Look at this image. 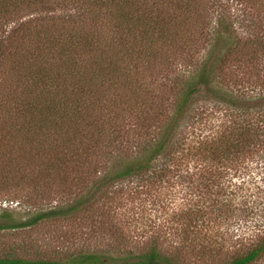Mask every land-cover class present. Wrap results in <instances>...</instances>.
Here are the masks:
<instances>
[{"label": "trees", "instance_id": "obj_1", "mask_svg": "<svg viewBox=\"0 0 264 264\" xmlns=\"http://www.w3.org/2000/svg\"><path fill=\"white\" fill-rule=\"evenodd\" d=\"M236 3L239 10H264V0ZM216 6L228 8L222 0H0V115L4 114L0 116V159L7 157L17 165L20 151L37 147L42 155L36 154L35 163L41 173L51 176L79 152L105 151L113 122L132 118L136 134L149 133L152 123L142 112L151 116L164 105H155L157 97L148 92L147 74L155 69L161 74L171 71L184 51L195 53V42L209 25L208 51L195 72L184 78L174 112L145 147L121 157L113 179L165 174L191 144L198 143L199 150L215 160L264 141V60L257 59L258 54L264 56V32L252 30L246 38L239 37L223 13L218 22L210 24L208 11L212 14ZM57 9L70 12L53 16ZM28 13L33 15L22 21ZM11 22L18 25L4 32ZM218 64L220 71L229 67L231 75V67L242 72L254 69L255 76L262 75L263 87L244 79L214 87ZM142 85L148 90L143 99H151L144 102V108L136 92ZM203 86L215 102L194 108ZM221 110L229 126L217 138L200 139L207 136L204 118ZM104 183L100 181L70 203L25 220L2 219L0 229L29 227L81 213L95 201ZM261 217L246 252L225 264H251L264 255V213ZM0 264L178 263L152 246L142 254L119 259L91 252L62 259L11 254L0 256Z\"/></svg>", "mask_w": 264, "mask_h": 264}, {"label": "rangeland", "instance_id": "obj_2", "mask_svg": "<svg viewBox=\"0 0 264 264\" xmlns=\"http://www.w3.org/2000/svg\"><path fill=\"white\" fill-rule=\"evenodd\" d=\"M222 1L228 8L221 10L216 6L212 14L209 10L210 24L218 22L223 13L239 37L246 38L252 30L264 32V10H239L237 0ZM69 12L57 9L53 16H67ZM32 15L28 13L22 21ZM17 25L18 22L7 24L4 32L10 33ZM210 27L201 31L195 53L188 55L184 51L171 71L161 74L155 69L147 74L149 91L144 85L137 89L141 108L151 100L143 99L145 91L157 97L155 105H164L151 116L142 112L141 116L152 123L149 133L143 130L141 136L136 134L132 118L113 122L110 129L113 135L104 145L105 151L84 155L79 152L76 159L69 158L64 167L49 177L35 163L37 155H42L37 147L28 146L20 151L19 162L14 161L17 165L7 157L0 159V220H25L36 212L70 203L80 194L92 191L100 181L106 182L95 201L81 213L29 227L0 229V256L62 259L91 252L119 259L157 246L178 264H225L246 252L264 213V141L247 146L243 153L231 151L215 160L200 151L198 143L191 144L165 174L144 173L113 179L120 170L121 157L135 155L140 147H145L143 144L152 140L159 132L158 127L174 112L184 78L195 72L208 51ZM257 57L259 62L264 60L261 54ZM216 67L218 78L212 83L214 87L234 85L242 79L263 87L262 75L255 76L257 71L252 68L242 72L230 66L231 75L229 67L222 71L219 64ZM202 88L194 108L215 102L206 87ZM223 113L221 110L214 117L204 118L207 136L200 139L210 140L209 135L217 138L224 132L229 124ZM185 119L189 120V114ZM44 166L50 168L47 162ZM251 264H264V255Z\"/></svg>", "mask_w": 264, "mask_h": 264}]
</instances>
